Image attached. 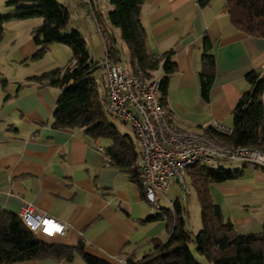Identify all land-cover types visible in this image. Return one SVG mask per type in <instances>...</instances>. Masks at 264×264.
Listing matches in <instances>:
<instances>
[{"label": "crops", "instance_id": "0c3cea01", "mask_svg": "<svg viewBox=\"0 0 264 264\" xmlns=\"http://www.w3.org/2000/svg\"><path fill=\"white\" fill-rule=\"evenodd\" d=\"M199 2L147 0L139 16L146 47L158 56L174 53L177 69L168 77L164 101L171 123L200 133L215 124L230 131L232 112L250 88L247 76L264 71V39L232 25L227 0H211L206 6ZM29 21L4 25L2 39L12 33V51L6 59L13 70L26 65L37 51L32 31L41 20L26 25ZM204 37L215 60L208 101L201 97L199 82ZM102 48L100 61L105 57L104 42ZM38 75L14 82L3 77L7 86L0 87V210L18 216L23 204L32 205L65 226L64 235L50 244L69 248L82 244L86 254L107 264H118L120 258L138 261L153 253L154 246L169 237L164 213L151 209L132 175L110 165L105 155L110 141L92 139L82 129L52 128L60 90L27 82ZM156 75L163 77L161 71ZM103 81L105 94V76ZM244 169L245 177L210 185L213 203L240 235L256 233L264 224V170L249 165ZM13 264L86 263L76 256L70 261Z\"/></svg>", "mask_w": 264, "mask_h": 264}, {"label": "trees", "instance_id": "16d2710c", "mask_svg": "<svg viewBox=\"0 0 264 264\" xmlns=\"http://www.w3.org/2000/svg\"><path fill=\"white\" fill-rule=\"evenodd\" d=\"M146 1L109 0L112 11L107 18L109 24L120 32L121 41L128 51L127 68L133 74L141 72L151 76L161 71L160 96L164 105L168 77L177 67L173 51L158 56L147 50V35L139 17L141 6ZM210 1L200 0L199 4L206 6ZM6 6L10 10L8 14L0 15V42L5 24L40 19L41 24L32 31L37 51L30 59H41L51 44H63L71 51V60L64 68H54L27 79L29 83L60 90L52 117V128L82 129L92 139L110 141L111 146L105 152L110 165L132 175L139 186V152L131 137L119 133L115 125L107 120L109 113L103 103L105 94L98 90L97 84L90 77L100 68L99 62L91 57L78 31L64 33L69 21L66 8L57 0H15ZM225 9L237 30L250 37L264 39V0H227ZM101 36L107 57L111 61L121 62L120 52L113 45L112 38L108 36L106 40L102 32ZM202 46L199 82L201 97L208 101L215 60L206 37L202 40ZM247 80L250 88L242 94L232 112L230 133L219 132L214 128H207L204 133L228 147L264 152V71L249 74ZM6 86V79L0 75V87ZM224 163L213 168L195 164L187 171L188 186L195 192L200 206V230L197 233L189 231L185 221L186 209L177 199L172 213L168 209L161 211L165 215L169 234L166 242L155 245L153 253L138 261L126 259V264H202L195 259L206 264H264V224L256 233L237 234L233 223L224 218L221 208L213 203L210 194L211 184L240 178L248 165L255 169L261 167L243 163L240 171L239 167L227 168ZM49 241L30 233L17 215L0 210V264L49 259L70 261L76 256L86 264H107L86 254L82 244L69 248L50 244Z\"/></svg>", "mask_w": 264, "mask_h": 264}, {"label": "built area", "instance_id": "2783aa9c", "mask_svg": "<svg viewBox=\"0 0 264 264\" xmlns=\"http://www.w3.org/2000/svg\"><path fill=\"white\" fill-rule=\"evenodd\" d=\"M99 65L105 76L106 111L128 124L136 136L139 145L137 182L153 211L164 209L159 203L161 197L173 212L174 201L167 196L172 185L179 187L182 197L189 196L187 171L192 165L213 168L223 162H240L264 167V152L228 147L205 133L175 127L161 102V82L156 73L135 75L119 62L111 61L106 51ZM214 129L230 133L218 124ZM18 218L33 235L48 240L64 235L63 224L38 213L30 204L22 205ZM118 264H126V259H118Z\"/></svg>", "mask_w": 264, "mask_h": 264}, {"label": "rangeland", "instance_id": "374dc122", "mask_svg": "<svg viewBox=\"0 0 264 264\" xmlns=\"http://www.w3.org/2000/svg\"><path fill=\"white\" fill-rule=\"evenodd\" d=\"M11 1L15 0H0V15L9 13L10 9L6 6V4ZM57 2L66 8L69 15V21L64 33L68 34L72 30L78 31L85 40L91 57L100 62V58H102V55L104 56L102 48L104 39L101 36L102 32L103 37L106 40H108V36L112 38L113 45L120 52V65L124 68L128 67V51L121 41L120 32L117 28L112 27L108 22L107 16L109 12L112 11L109 0H57ZM34 20L38 19H30L26 25H31ZM10 27L11 26H8V29ZM11 36L12 33L10 31L0 42V72L3 77L10 82L24 81L26 76L33 74L38 75L43 72H48L54 68H64L71 60L72 54L67 46L63 44H51L48 46L46 53L41 59H29L26 65L17 66V68L14 66L15 70H13L10 62L6 59L7 53L12 51V45L10 44ZM22 36H27V33L26 35L24 33ZM90 77L97 84L98 90L101 91L104 87V73L101 68L97 69V71H95ZM107 120L109 123L115 125L119 133L128 134L132 139V143L134 144L136 151L139 152V145L136 136L130 126L128 124H124L121 120L112 117L110 114H107ZM224 164L227 168H234L237 165L240 171L243 169V163L225 162ZM261 168L264 170V167ZM247 174V169H243L242 177H245ZM167 196L173 201L178 199L180 204L186 208L185 221L187 228H201L200 206L195 192L190 187L189 196L186 198L182 197L179 187L176 185L172 186V188L168 190ZM213 197L216 201H220L214 192ZM159 203L164 209H168V204L164 198L159 197ZM195 260L202 264H206V262L199 259Z\"/></svg>", "mask_w": 264, "mask_h": 264}, {"label": "bare ground", "instance_id": "6f19581e", "mask_svg": "<svg viewBox=\"0 0 264 264\" xmlns=\"http://www.w3.org/2000/svg\"><path fill=\"white\" fill-rule=\"evenodd\" d=\"M262 103H263V106H264V91H263V94H262Z\"/></svg>", "mask_w": 264, "mask_h": 264}, {"label": "water", "instance_id": "95a60500", "mask_svg": "<svg viewBox=\"0 0 264 264\" xmlns=\"http://www.w3.org/2000/svg\"><path fill=\"white\" fill-rule=\"evenodd\" d=\"M264 91V90H263ZM262 94H263V92H262Z\"/></svg>", "mask_w": 264, "mask_h": 264}]
</instances>
